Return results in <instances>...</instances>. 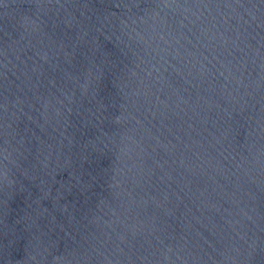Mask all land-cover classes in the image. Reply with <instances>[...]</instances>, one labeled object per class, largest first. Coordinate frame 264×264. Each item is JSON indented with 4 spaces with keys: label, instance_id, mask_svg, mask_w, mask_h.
<instances>
[{
    "label": "water",
    "instance_id": "95a60500",
    "mask_svg": "<svg viewBox=\"0 0 264 264\" xmlns=\"http://www.w3.org/2000/svg\"><path fill=\"white\" fill-rule=\"evenodd\" d=\"M0 264H264V0H0Z\"/></svg>",
    "mask_w": 264,
    "mask_h": 264
}]
</instances>
